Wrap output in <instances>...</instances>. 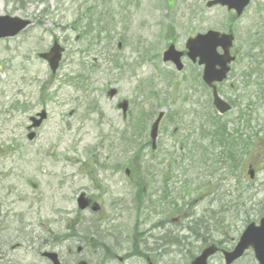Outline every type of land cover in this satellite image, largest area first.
Returning a JSON list of instances; mask_svg holds the SVG:
<instances>
[{
    "label": "rangeland",
    "instance_id": "obj_1",
    "mask_svg": "<svg viewBox=\"0 0 264 264\" xmlns=\"http://www.w3.org/2000/svg\"><path fill=\"white\" fill-rule=\"evenodd\" d=\"M39 1L0 0V14L33 21V25L13 42L0 43V143L7 144L8 140L4 139L12 137V134L15 137L24 135L30 116L41 110H45L48 116L39 131L38 140L31 143L33 146L30 149L29 143L22 138V148L17 149L12 160L0 158L4 167L14 170L9 181H4L0 201L8 212L20 214L19 211H22L24 221L23 224L12 223L9 231L4 232V237L6 235L11 243L3 250L0 262L7 264V261L18 260L21 264H36L31 251L24 250L29 240H36L35 245L39 237L45 238L50 232L57 237L89 231V223L98 219L77 211L76 199L80 193L99 199L102 195L104 211L97 218L104 219L97 222L98 232L111 237L106 239L105 244L112 248L116 240L121 245L116 254L123 261L114 260L106 264H147V257L151 264H188L213 238L222 242L221 250L232 249L245 222L227 219L229 223L226 224L221 214L224 207L221 205H213L221 209L217 213L213 208L211 213L218 214L223 226H213L206 217L205 221L209 223L207 229L201 227L197 231L198 225L195 223L197 243L192 239L189 241L187 234L175 226H183L182 217H166L167 204L157 206L156 215L152 207L145 210L149 205L155 207L157 198L163 193L160 190V177L154 171L160 174L163 167L156 159L163 158L170 148L178 146L177 141L187 136V132L182 130L174 134V129L186 130L189 122L185 114L189 111L206 110L207 114L212 110L209 93L199 87L196 66L186 59L182 60L184 70L177 73L174 66L162 62V53L171 41L182 51L188 38L208 28L209 25L194 24V20H191L195 0ZM198 7H201V3H198ZM122 15L124 18L121 20ZM209 19L216 27L225 21L224 15L217 12ZM252 28L254 31L249 32ZM235 32L238 62L233 65L232 75L221 93L228 100H233L239 109L246 110L249 119H255L257 124L264 127V78L261 77L264 70L261 75L254 73L264 60V44L261 48L249 47L250 38L264 32V4L259 5L258 0L251 14L238 23ZM54 41L66 51L58 72L51 78L46 62L38 55L48 51ZM118 43L121 44L120 48ZM229 83L236 85V91L231 89ZM107 86L119 91L117 100H106ZM37 92L43 94L40 99ZM29 95L34 97L28 108L19 106L18 110L6 113L13 102L28 99ZM45 96L48 100H45ZM123 99L130 103L128 122L125 123L122 122L121 112L116 110L118 100ZM22 107H26L24 103ZM99 110L105 113V120L99 121ZM163 110L166 117L160 126L158 140L161 153L153 154L152 158L147 156L142 165H138L141 169L144 167L139 175L151 188L152 202L144 199L139 206L142 209L136 214L133 211L136 190L125 177L124 170L119 169L130 159L132 148L120 146V133L126 128L134 129V120L147 122L148 117L152 119L153 115ZM196 139L191 142H197L199 137ZM142 141L138 140L139 143ZM203 141L200 145L204 143L207 146ZM256 145L251 158L250 155L245 156L244 149L234 158H220L225 164L216 174H212L210 188H205L203 181L196 185L200 173H203L201 180L210 177L202 171L197 176L194 170L195 177L191 181L190 165L185 161L189 165L187 173L182 176L183 172L177 169L179 176L172 182L173 188H179L175 193L191 184L192 196H197L193 202L197 207H193L192 212L198 215L203 212L200 210L206 196L231 201L239 191L249 208L255 202L264 206V132L259 135ZM215 150L219 151V148ZM48 151L52 152L53 157L48 156ZM242 161L243 170L249 163L255 166L257 174L254 182L248 181L245 175L243 180H237L238 174L236 176L235 172ZM132 164L137 165L134 161ZM99 165H103V169ZM43 168L45 173L41 171ZM88 171L92 175L87 174ZM147 172L152 173V177H146ZM33 183L39 188H32ZM100 187L104 191L101 195L98 192ZM200 187H204L201 192ZM9 189H13L11 194L6 193ZM178 200L181 202L182 199ZM258 213L250 209L244 216L239 214L238 218L254 221ZM198 215H195L196 219ZM225 217L228 218L227 215ZM79 218L85 224L77 227L75 223ZM167 218L170 221L175 219L176 223L164 229L157 227L156 231L150 230L154 223L157 225L158 221ZM33 230L35 234L30 237L27 232ZM168 231H176L173 236L178 235L181 239L183 244L180 247L168 246L160 241L170 236ZM139 235L146 244L138 243ZM15 244H19V247L10 250ZM82 258L88 260L85 255ZM62 259L68 262L66 254L62 255ZM94 264H98L97 259ZM209 264H224L221 254L214 256ZM236 264L256 263L251 252H247Z\"/></svg>",
    "mask_w": 264,
    "mask_h": 264
},
{
    "label": "flooded vegetation",
    "instance_id": "obj_2",
    "mask_svg": "<svg viewBox=\"0 0 264 264\" xmlns=\"http://www.w3.org/2000/svg\"><path fill=\"white\" fill-rule=\"evenodd\" d=\"M194 9V19L198 20V19H202L203 16H205L207 14L205 9H199L197 6H193ZM208 10V9H207ZM232 12H229V14L231 15ZM233 14V13H232ZM233 16V15H231ZM196 22H200V21H196ZM12 173H9L7 171H5V173H2V171H0V181H7L8 179H10V175ZM2 190V189H0ZM7 217L5 216V210H4V206H2V204L0 203V225L2 223V221H4ZM73 239L72 237H64V238H56L53 236H50L46 241H41V243L39 244V246L37 248H34V250L40 251V257L43 259L42 254L49 251V252H54L55 254H57V256H59V254L66 252L67 256H72L74 261L71 260L72 264H79L81 261H77V259L73 256V252L70 251L71 248V243H72ZM4 244V240L2 238H0V247ZM86 245L90 248V249H94V252H97L99 248H103V245L101 246L100 243L98 241H94V239H89L86 242ZM115 246V245H114ZM116 249V246H115ZM84 251V249L77 254L78 256H80V254H82V252ZM37 252L35 254V256L37 257ZM110 249L108 248V250L103 249L100 250L99 256L101 257H109L110 258ZM44 260V259H43ZM45 264H50L48 260H45ZM36 264H42L41 262H38ZM65 264V263H63ZM88 264V263H87Z\"/></svg>",
    "mask_w": 264,
    "mask_h": 264
},
{
    "label": "water",
    "instance_id": "obj_3",
    "mask_svg": "<svg viewBox=\"0 0 264 264\" xmlns=\"http://www.w3.org/2000/svg\"><path fill=\"white\" fill-rule=\"evenodd\" d=\"M22 23L17 22L16 20L14 21H8V19L6 18H0V38L4 37V36H13L15 35L17 32H19L20 30L23 29L24 25H20ZM191 51H194V46H190ZM60 51L61 49H56L55 47L52 49L51 53L49 54V56H43L45 59L50 61L51 64V69L54 71L57 67V64L59 62V55H60ZM170 53V52H169ZM209 65L207 64L206 70H205V75H206V79H211V76L215 77V73L213 72V65H216L212 56L210 58ZM218 64H221L219 62H216ZM156 124L154 125L153 129H152V139L155 137L156 133ZM261 240V239H260ZM248 244V242H246V240L243 238L242 242L240 245H244V248L246 247V245ZM241 247V246H239ZM240 249V248H239ZM239 249H236V252L234 254H231L228 256L227 261L230 262L231 260L235 259L238 255V253L240 252ZM257 255L256 258L258 261H260L261 264H264V249H257L256 250ZM206 254L202 255L201 259H199L198 261H202V259L205 257ZM197 261V262H198Z\"/></svg>",
    "mask_w": 264,
    "mask_h": 264
}]
</instances>
